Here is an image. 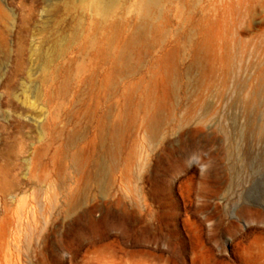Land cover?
Segmentation results:
<instances>
[{
  "label": "rangeland",
  "instance_id": "obj_1",
  "mask_svg": "<svg viewBox=\"0 0 264 264\" xmlns=\"http://www.w3.org/2000/svg\"><path fill=\"white\" fill-rule=\"evenodd\" d=\"M140 1L0 0V264H264V0Z\"/></svg>",
  "mask_w": 264,
  "mask_h": 264
},
{
  "label": "bare ground",
  "instance_id": "obj_2",
  "mask_svg": "<svg viewBox=\"0 0 264 264\" xmlns=\"http://www.w3.org/2000/svg\"><path fill=\"white\" fill-rule=\"evenodd\" d=\"M121 0H92L91 5L94 11L100 15L102 18L106 19L110 17L113 13L115 7L120 3ZM164 0H141L136 8V14L141 20V26L130 40L128 46L137 45L145 37L146 31L149 29L150 22L152 18L156 16L162 7ZM111 45V44H110ZM124 51L120 52V59L124 58ZM115 63V62H114ZM117 64V63H116ZM115 64V65H116ZM118 69V68H117ZM259 84L260 87H264V71L260 72ZM253 97V96H252ZM161 123L160 112L158 108H154L152 117L149 120L148 128L151 131H155L156 127ZM79 157H75V163L79 164ZM101 170H107V165L100 163Z\"/></svg>",
  "mask_w": 264,
  "mask_h": 264
}]
</instances>
